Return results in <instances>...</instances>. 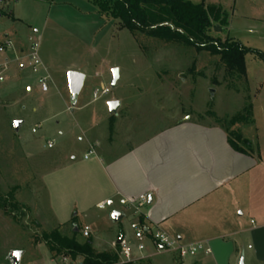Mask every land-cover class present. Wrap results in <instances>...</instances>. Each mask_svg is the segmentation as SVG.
Returning a JSON list of instances; mask_svg holds the SVG:
<instances>
[{
    "label": "rangeland",
    "instance_id": "obj_1",
    "mask_svg": "<svg viewBox=\"0 0 264 264\" xmlns=\"http://www.w3.org/2000/svg\"><path fill=\"white\" fill-rule=\"evenodd\" d=\"M204 2L223 8L221 18L226 17L227 24L213 23L209 34L245 47L246 75L230 69L210 50L123 28L118 20L102 15L92 0H19L18 22L1 16L0 31L14 26L28 52L39 41L46 69L40 65L34 71L26 54L20 60L24 68L14 64L0 82V261H8L10 251L19 249L24 252L20 264L41 263L44 235L57 226L50 205L57 208L65 201L68 217L81 208V199L76 208L75 200H63L72 196L67 186L76 181L77 172H65L66 165H78L96 138L114 140L120 152L166 126L191 119L226 126L230 135L241 133L251 140V151L264 157V0ZM71 68L86 75L74 107L67 81ZM113 68L119 70L114 86ZM48 74L47 96L39 79ZM113 99L120 102L116 112L108 106ZM15 120L22 121L19 130ZM48 141L54 147L49 148ZM84 202L89 205L90 200ZM81 209L75 217L81 242L87 239L82 233L85 224L99 223L100 236L109 241L122 226L130 232L136 219L124 209L123 217L114 221L115 207L109 204L103 209L93 206L86 214ZM91 237H96L93 229ZM117 251H104L117 254L114 264H194L196 258L164 253L125 262Z\"/></svg>",
    "mask_w": 264,
    "mask_h": 264
},
{
    "label": "crops",
    "instance_id": "obj_2",
    "mask_svg": "<svg viewBox=\"0 0 264 264\" xmlns=\"http://www.w3.org/2000/svg\"><path fill=\"white\" fill-rule=\"evenodd\" d=\"M18 1L2 14L13 24L19 20ZM4 31L13 39L15 35L17 53L7 55L9 68L0 73V82L5 81L4 73L14 64L24 68L20 60L28 53L27 46L16 36L14 26ZM42 65L45 71L43 61ZM45 76L51 78L49 74ZM27 89L31 91L30 86ZM41 91L49 94L50 85L47 91ZM103 140L96 138L90 142L95 153L88 158L84 154L78 165H66L68 171L65 172L75 169L77 172L73 174L76 181L67 186L73 194L63 196V200H75L73 208H76L75 204L81 199L82 209L78 207L79 211L68 217L70 206L65 201L57 208L50 205L51 216L57 224L54 228L62 235L70 237L80 226L75 218L80 209L86 214L93 206L99 208L98 203L108 200L121 212L125 209L119 203L121 197L148 194L151 202L143 207L140 215L148 226L164 230L186 243L201 241L211 246L212 253L196 256L194 264H238L242 255L248 264H264V169H259L264 157L260 153L238 151L230 144L228 133L221 125L191 119L166 126L120 152L114 140ZM86 200H90L89 205ZM86 225L96 235L91 237L90 233L86 238L93 240L97 253L114 248L117 251L114 243L121 237L132 240L131 231L123 226L105 241L100 236L103 232L99 223L84 227ZM79 236L80 229L78 239ZM13 250L8 261H0V264H12ZM45 250L41 263L57 258L46 245ZM117 252L119 254V248ZM155 255L160 254L155 253L150 244L143 253L135 250L136 260ZM74 261L73 264H81Z\"/></svg>",
    "mask_w": 264,
    "mask_h": 264
},
{
    "label": "trees",
    "instance_id": "obj_3",
    "mask_svg": "<svg viewBox=\"0 0 264 264\" xmlns=\"http://www.w3.org/2000/svg\"><path fill=\"white\" fill-rule=\"evenodd\" d=\"M92 1L102 15L118 20L123 28L166 41L183 42L198 49L210 50L219 54L230 69H236L246 75L245 47L232 38L222 41L209 34L213 23L227 24L226 17L221 18L224 14L223 8L218 5L206 6L205 0L201 3L187 0ZM248 113L252 114V104H249ZM222 127L227 131L229 142L236 150L241 152L252 150L251 140L244 138L241 133L234 132L230 135L227 127L223 125ZM140 219L144 221L142 217ZM78 230L77 226L73 235L69 237L54 229L44 235V242L56 257L68 256L72 260L81 258V264L116 263L117 254L95 252L91 238L84 242L79 241Z\"/></svg>",
    "mask_w": 264,
    "mask_h": 264
},
{
    "label": "built area",
    "instance_id": "obj_4",
    "mask_svg": "<svg viewBox=\"0 0 264 264\" xmlns=\"http://www.w3.org/2000/svg\"><path fill=\"white\" fill-rule=\"evenodd\" d=\"M18 0H0V17L7 9L16 3ZM12 52L17 53V45L9 34L5 31H0V73L8 70L9 68V58L7 55ZM30 59V64L34 71H37L42 61L39 54V41L35 40L30 46V50L27 53ZM18 58V57H17ZM41 89L47 91L49 85L47 82V77H41L40 79ZM109 92L108 88L103 89V93ZM94 96H98V90L94 91ZM36 128H33V132ZM47 146L49 148L54 147L53 141H48ZM95 153L93 146L90 147L89 151L86 153L85 158H88L91 154ZM150 201L148 194H142L137 198H126L121 197L119 203L127 210H131L137 218L130 223V229L132 231V240L127 237H121L120 241L114 243V245L119 247V255L125 262H132L136 260L135 250L139 253H143L148 248L150 244L155 253H174L180 258H186L188 256L196 257L200 254H211L212 248L205 242H193L186 243L181 239L167 233L159 228H151L144 221H141L140 215L142 214V209ZM111 205L108 200L98 203V207L103 209L107 205ZM82 233L85 237H89L91 233L90 226L86 225ZM74 260L70 259L68 256H59L48 263H37L33 264H73Z\"/></svg>",
    "mask_w": 264,
    "mask_h": 264
},
{
    "label": "water",
    "instance_id": "obj_5",
    "mask_svg": "<svg viewBox=\"0 0 264 264\" xmlns=\"http://www.w3.org/2000/svg\"><path fill=\"white\" fill-rule=\"evenodd\" d=\"M113 73V83L112 86H114L119 78V70L118 68H113L112 70ZM68 77V89H69V94H70V101L72 104V107H74L77 103L78 96L84 86L85 78L86 75L83 72L77 71V70H70L67 74ZM108 106L110 111L116 112L117 109L120 107V102L117 100H110L108 102ZM22 121L20 120H15L13 122L14 128L16 130H19L21 126ZM151 202V199L150 201ZM123 217V213H121L118 210H114L112 213V219L114 221H118ZM121 239H119L120 241ZM14 253H19V256L17 257L14 255ZM23 255V251L19 249H15L11 252V262L12 264H19L21 257ZM240 264H245L243 257L240 260Z\"/></svg>",
    "mask_w": 264,
    "mask_h": 264
},
{
    "label": "snow or ice",
    "instance_id": "obj_6",
    "mask_svg": "<svg viewBox=\"0 0 264 264\" xmlns=\"http://www.w3.org/2000/svg\"><path fill=\"white\" fill-rule=\"evenodd\" d=\"M14 255H16L18 257L19 256V253H14Z\"/></svg>",
    "mask_w": 264,
    "mask_h": 264
}]
</instances>
